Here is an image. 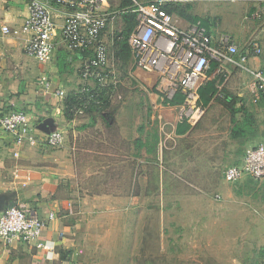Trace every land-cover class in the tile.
Wrapping results in <instances>:
<instances>
[{
	"label": "rangeland",
	"instance_id": "rangeland-1",
	"mask_svg": "<svg viewBox=\"0 0 264 264\" xmlns=\"http://www.w3.org/2000/svg\"><path fill=\"white\" fill-rule=\"evenodd\" d=\"M124 3L127 1L115 0L112 7L117 10ZM169 3L190 4L192 17L211 22L216 33L228 34L238 45V51L233 55L236 58L253 41L263 49L264 0H164V4ZM134 21L133 13H121L104 33L110 63L119 82L117 91L121 97H117L115 103L125 108L136 107L139 109L137 114L147 108L145 115L150 117L155 116L157 110L150 102L147 107H141V97L153 88L165 101L170 90L159 86L161 79L166 77L160 73L157 82L150 83L149 87L138 84L127 73L126 65L133 60L127 37ZM64 54L63 59L68 54L76 56L66 51ZM259 56L264 59V49ZM27 64L34 66L33 73H29ZM25 65L20 89L36 91L40 86V68L29 58ZM228 70L226 76L212 75L209 81L215 82L214 93L204 103L205 114L195 125H188L182 135L172 133L171 126L165 137L162 133L165 143L159 150L158 164L144 155L140 156V164L136 160L131 162L129 147H118L115 162L97 159L92 171L85 172L88 176L86 188L109 192L112 197L108 209L105 204L95 207L80 226L85 241V251L78 253L82 264H232L227 257L233 255L231 251L226 252L228 244L222 248L225 251L220 250L219 235L226 236L227 233L228 238L235 236L240 240L259 237L264 242V226L254 227L248 223L250 218H246L248 210L264 209V182L242 178L226 189L228 182L222 177L226 167L241 159L245 148L264 143L257 139L262 131L259 128L262 117H255L252 111V94L248 90L250 73L234 66ZM236 75L240 79L238 84L233 80ZM234 96L240 102L231 101ZM108 105L105 104V108ZM242 106L246 111L243 112ZM19 107L4 100L3 105L0 103V113ZM148 121L153 123L155 119L150 117ZM147 126L150 129L153 125ZM90 130L95 133L94 128ZM124 193H131V196H124ZM215 193L220 198L223 196L222 199L217 200L220 198H216ZM219 203L226 204V217H218L222 214L218 212ZM207 205H213L210 213L204 211ZM100 206L105 209L100 210ZM211 218H214V226ZM220 219L226 222L225 231L221 230L223 234L215 232L216 223L222 222ZM233 220H236V227L231 231L227 226ZM232 232L234 234L229 236ZM261 247L256 245V252L245 249V254L236 262L264 264L262 254L257 252Z\"/></svg>",
	"mask_w": 264,
	"mask_h": 264
},
{
	"label": "crops",
	"instance_id": "crops-1",
	"mask_svg": "<svg viewBox=\"0 0 264 264\" xmlns=\"http://www.w3.org/2000/svg\"><path fill=\"white\" fill-rule=\"evenodd\" d=\"M26 16V0H0V103L3 105L4 100H8L11 105L21 106L11 110H24L27 113L34 135L32 142L17 144L14 137L0 126V198L6 196L8 203H17L38 217L46 218L49 212H53L54 218L48 222L38 241L26 244L16 241L11 245L0 242V264H82L78 253L85 251V241L80 233V226L84 220H88L87 216L91 211H95V207L105 204L108 209L112 197L109 192H95L86 188L84 184L88 176H85V172L92 171L97 159L107 163L115 162L118 147H129L128 158L131 162L136 160L140 164V156L144 155L150 157L149 161L158 164L161 155L159 150L165 143L163 138L167 128L171 126L172 133L182 135L188 127L185 126L186 123L179 122L178 104L165 102L153 88L139 100L142 102L139 103L141 107H147L150 102L157 110L155 116H150L155 119L153 123H150V117L145 115L147 108L137 114L139 109L136 107L125 108L120 103H115V99L121 97L118 91L111 100L106 101V104H109L106 108L103 105L88 108L83 113L66 114V98L80 84V56L68 54L63 59L65 51L70 52L64 46L57 49L53 60L47 63L37 62L27 56L23 48L28 33L22 30ZM176 20L179 26L188 24L179 17ZM4 25L8 27L7 33L2 32ZM261 43L264 49V33ZM263 49L261 48V52ZM233 55L235 59L239 57V54L237 58ZM259 55L249 57L247 65L250 68L264 66V59ZM28 58L39 66L38 75H48L53 89L64 90L65 95L62 98L54 93H46L40 83L36 91L20 89L21 78L26 69L25 60ZM223 66L228 73V67H233L227 63ZM26 67L29 73L35 71L34 66L29 67L27 64ZM126 67L127 73L138 84L149 87L150 83H156L159 78L157 72H146L138 68L134 60L129 61ZM233 80L238 84L239 76L236 75ZM167 84V79L163 78L159 86L164 87ZM248 90L251 93L249 85ZM238 99L234 96L233 101L238 103ZM251 104L255 117H262L259 124L262 131L257 139L264 140V104L262 101L254 104L252 100ZM178 123L180 124L177 125ZM149 124L153 125L150 129L147 126ZM91 128L95 129L94 134L91 130L88 131ZM53 131H59L63 135L62 142L57 146H50L45 142L46 136ZM242 157L237 163L241 162ZM242 178L253 180L249 176ZM229 184L232 183L225 184L226 189ZM216 194L218 193L214 196ZM126 195L131 196V193H124V196ZM212 206L207 205L208 208L204 211L210 213ZM100 207V210L105 209L104 206ZM217 208L218 212L222 213L218 217H226V204L219 203ZM259 208H252L250 212L246 210V218H250L248 223L257 228L264 226V209ZM211 219L214 226V218ZM220 221L222 222L216 223L215 232L221 233V230L226 228L225 220ZM235 222L236 220H233L227 229L234 231ZM233 234L234 232L228 233L229 236ZM233 237L228 238L227 233L226 236L223 234L218 237L220 250L228 244L226 252H232L230 254L233 255H227L232 264L233 261L238 264L236 261L245 254V249L251 248L256 252V245L264 247V242L259 237H248L244 240ZM38 242L43 243V246L37 247L35 244ZM246 244L249 247H246ZM262 247L257 252L264 258Z\"/></svg>",
	"mask_w": 264,
	"mask_h": 264
},
{
	"label": "built area",
	"instance_id": "built-area-1",
	"mask_svg": "<svg viewBox=\"0 0 264 264\" xmlns=\"http://www.w3.org/2000/svg\"><path fill=\"white\" fill-rule=\"evenodd\" d=\"M112 1L115 0H26L27 16L22 30L28 33V38L24 53L40 63L52 61L61 46L80 56V84L71 94L77 103L71 106L72 113L101 107L117 92L118 77L110 63L104 33L121 13L134 14L127 43L138 68L166 76L168 84L164 87L170 90L167 99L176 92L182 94V102L178 104L179 122L193 126L205 114L199 88L212 75L226 76L224 63L250 72L251 100L254 104L261 101L264 104V66L247 65L249 57L261 53L257 42L248 44L235 59L232 55L238 51V45L228 34L216 33L211 24L205 25L200 18L179 26L174 15L164 8V0H126L117 10L112 7ZM1 29L8 32L6 25ZM40 75L39 83L46 93L61 98L65 95L64 90L53 89L46 73ZM27 117L24 110L0 113L1 128L17 144L34 140ZM62 140L59 131L50 132L45 138L50 146H57ZM222 176L228 183H235L243 176L264 182V143L245 148L241 162L226 167ZM53 218V212L42 218L17 203H7L0 211V242L11 245L16 241L25 244L38 241ZM35 245L41 247L43 243Z\"/></svg>",
	"mask_w": 264,
	"mask_h": 264
},
{
	"label": "trees",
	"instance_id": "trees-1",
	"mask_svg": "<svg viewBox=\"0 0 264 264\" xmlns=\"http://www.w3.org/2000/svg\"><path fill=\"white\" fill-rule=\"evenodd\" d=\"M164 8L169 13L175 14L177 17H179V18H181V19H183V20H185L187 22H189V21L191 22V21H194V20L198 19V17H192L190 15V12H189L190 4L189 5L188 4L185 5V4H180V3H169V4H164ZM201 20H202V22L205 25H210L211 24V22H209V21H207L205 19H201ZM133 24H134V22L131 24V26ZM127 45H128V43H127ZM128 49L130 51V47L129 46H128ZM214 85H215L214 81H207L203 86H201L199 88L200 97H201L203 103L206 104L208 102V100L210 99V97L212 96V94L214 93V90H215ZM182 99H183L182 94H180L179 92H176L173 95L172 98H170V99L165 98V101H168V102H171V103H175V104H180L182 102ZM74 100H75V97L74 96L71 97V94H69L68 97L66 98L65 113L68 114V115H70V113H72L70 111L71 106L77 104L76 101H74ZM231 101H233V99ZM105 104H106V102H105ZM91 108H93V107H90V109ZM241 109L243 110V112L246 111L245 107H241ZM185 126H188V125L186 124Z\"/></svg>",
	"mask_w": 264,
	"mask_h": 264
},
{
	"label": "water",
	"instance_id": "water-1",
	"mask_svg": "<svg viewBox=\"0 0 264 264\" xmlns=\"http://www.w3.org/2000/svg\"><path fill=\"white\" fill-rule=\"evenodd\" d=\"M7 197L0 198V209L7 204Z\"/></svg>",
	"mask_w": 264,
	"mask_h": 264
}]
</instances>
